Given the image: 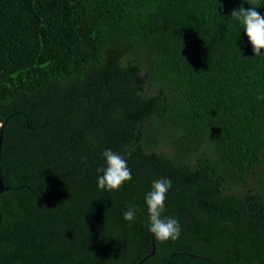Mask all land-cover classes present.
<instances>
[{
	"label": "trees",
	"instance_id": "trees-1",
	"mask_svg": "<svg viewBox=\"0 0 264 264\" xmlns=\"http://www.w3.org/2000/svg\"><path fill=\"white\" fill-rule=\"evenodd\" d=\"M242 4L264 15V0H0V264H135L151 241L141 264L171 249L264 264V49L231 17ZM106 149L131 169L119 190L97 186ZM161 177L181 226L164 242L144 200Z\"/></svg>",
	"mask_w": 264,
	"mask_h": 264
},
{
	"label": "clouds",
	"instance_id": "clouds-1",
	"mask_svg": "<svg viewBox=\"0 0 264 264\" xmlns=\"http://www.w3.org/2000/svg\"><path fill=\"white\" fill-rule=\"evenodd\" d=\"M231 17L235 18L243 26L248 42L252 46L254 56H260L264 49V15L256 10V6L244 8L243 4L239 9L232 10ZM264 99V96L258 97ZM106 167L98 168L97 186L101 190H119L126 181L131 180V169L128 167L127 160L111 149H106L102 153ZM87 157H82L86 161ZM172 188V181L167 177L154 180L151 189L146 193L144 200L147 206L146 224L150 233L157 241L176 240L179 238L181 226L177 219L164 217L165 201L167 194ZM140 211L138 206L128 205L123 213V219L129 224L136 220L137 213Z\"/></svg>",
	"mask_w": 264,
	"mask_h": 264
},
{
	"label": "flooded vegetation",
	"instance_id": "flooded-vegetation-1",
	"mask_svg": "<svg viewBox=\"0 0 264 264\" xmlns=\"http://www.w3.org/2000/svg\"><path fill=\"white\" fill-rule=\"evenodd\" d=\"M158 255H160V253ZM191 258L192 255L187 256L185 252L180 254L179 252L171 249V251H164V254H162L159 259H157L156 264H178L180 261V264H190Z\"/></svg>",
	"mask_w": 264,
	"mask_h": 264
},
{
	"label": "water",
	"instance_id": "water-1",
	"mask_svg": "<svg viewBox=\"0 0 264 264\" xmlns=\"http://www.w3.org/2000/svg\"><path fill=\"white\" fill-rule=\"evenodd\" d=\"M1 134V132H0ZM5 189L2 184H1V181H0V192ZM154 252V243L151 241V250L148 254L142 256L135 264H141L147 257H149L150 255H152Z\"/></svg>",
	"mask_w": 264,
	"mask_h": 264
},
{
	"label": "rangeland",
	"instance_id": "rangeland-1",
	"mask_svg": "<svg viewBox=\"0 0 264 264\" xmlns=\"http://www.w3.org/2000/svg\"><path fill=\"white\" fill-rule=\"evenodd\" d=\"M251 185L253 186L252 182H251Z\"/></svg>",
	"mask_w": 264,
	"mask_h": 264
}]
</instances>
